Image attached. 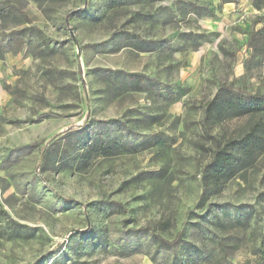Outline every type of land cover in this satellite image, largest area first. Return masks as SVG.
Here are the masks:
<instances>
[{
	"label": "rangeland",
	"instance_id": "rangeland-1",
	"mask_svg": "<svg viewBox=\"0 0 264 264\" xmlns=\"http://www.w3.org/2000/svg\"><path fill=\"white\" fill-rule=\"evenodd\" d=\"M238 1L0 0V264H258L264 157L203 180L252 123L204 104L264 92V7Z\"/></svg>",
	"mask_w": 264,
	"mask_h": 264
},
{
	"label": "trees",
	"instance_id": "trees-1",
	"mask_svg": "<svg viewBox=\"0 0 264 264\" xmlns=\"http://www.w3.org/2000/svg\"><path fill=\"white\" fill-rule=\"evenodd\" d=\"M237 1L221 0V4H237ZM252 6L254 9L260 10L264 7V0H252ZM10 12L8 4H2L0 6V13L9 14ZM260 35L264 36L263 28L256 30L254 33V39L256 41L254 51L264 52V45L259 47L258 36ZM11 38L15 39L14 33L12 32L3 37L0 43H8ZM8 52L16 55L19 53V50H13L11 46ZM203 113L205 122L222 123L244 118L252 121L243 134L236 138L232 137L227 139L222 144L218 141L214 143L212 157L203 168V180L206 181V184L209 182H225L237 177L241 173L244 176L248 171L258 167L261 158L264 157V92L251 93L235 88L231 83L229 85L222 84L212 99L204 104ZM88 118L87 116V120ZM112 127L118 128L111 124L103 126L99 130H108ZM87 132L89 131L85 129L78 131L68 130L65 134L76 133L77 136H84L88 135ZM100 139L101 136L94 140L103 146ZM261 168L264 169V164L261 165ZM238 211L242 212V209L239 208ZM161 245L159 244L158 246L161 247ZM252 255L258 259V264H264V248L253 250Z\"/></svg>",
	"mask_w": 264,
	"mask_h": 264
},
{
	"label": "crops",
	"instance_id": "crops-1",
	"mask_svg": "<svg viewBox=\"0 0 264 264\" xmlns=\"http://www.w3.org/2000/svg\"><path fill=\"white\" fill-rule=\"evenodd\" d=\"M243 1H247V0H239V4H241ZM234 7V4L232 3H226V5H224V9L226 11H229L231 8ZM243 11H250L248 12V15L254 16L256 13H258L257 10H248L250 9V7H246L245 5H242ZM1 73H2V69H1V64H0V81H1ZM1 83V82H0ZM10 96L8 95V93H6L4 90H2L1 85H0V107H3L5 105H7V103L9 102ZM1 110V109H0Z\"/></svg>",
	"mask_w": 264,
	"mask_h": 264
},
{
	"label": "water",
	"instance_id": "water-1",
	"mask_svg": "<svg viewBox=\"0 0 264 264\" xmlns=\"http://www.w3.org/2000/svg\"><path fill=\"white\" fill-rule=\"evenodd\" d=\"M71 36L73 37L72 33H71Z\"/></svg>",
	"mask_w": 264,
	"mask_h": 264
}]
</instances>
